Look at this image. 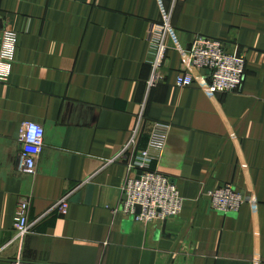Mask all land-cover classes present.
<instances>
[{
    "label": "crops",
    "instance_id": "1",
    "mask_svg": "<svg viewBox=\"0 0 264 264\" xmlns=\"http://www.w3.org/2000/svg\"><path fill=\"white\" fill-rule=\"evenodd\" d=\"M170 15L165 79L135 157L157 123L170 125L164 148L150 151L152 170L177 186L183 210L145 225L121 212L128 161L109 163L138 123L150 26ZM6 29L18 40L0 80V249L13 238L20 196L35 220L74 194L66 216H47L0 264H264V0H0V48ZM197 35L244 56L239 91L176 86L180 75L198 76L186 57ZM27 123L45 129L34 177L18 170ZM224 185L250 197L239 213L214 212L204 197Z\"/></svg>",
    "mask_w": 264,
    "mask_h": 264
},
{
    "label": "built area",
    "instance_id": "2",
    "mask_svg": "<svg viewBox=\"0 0 264 264\" xmlns=\"http://www.w3.org/2000/svg\"><path fill=\"white\" fill-rule=\"evenodd\" d=\"M174 33L172 15L163 23H154L148 32V60L151 75L146 81V94L141 104L138 123L122 151L110 161V164L128 161L132 176L123 187L125 200L121 212L131 216L135 222L149 225L164 222L179 216L183 210V199L176 185L165 175L152 170L151 150H161L171 129L170 125L157 123L149 142V149L141 151L136 157L139 135L146 114L147 105L154 89L159 87L165 77L164 64L169 49V40ZM18 35L12 29L4 30L0 48V80L5 81L12 69L17 48ZM187 67L197 71L198 76L180 75L176 86L180 89L199 86L209 94H228L240 90L246 73V60L237 51H231L220 40L197 35L187 52ZM21 153L18 170L22 175L34 177L45 147V129L37 123H27L20 137ZM131 155V159H129ZM81 184L79 187H81ZM74 191L68 192L56 204L35 220L30 219V200L20 196L14 216L13 238L0 249L21 242L31 234L38 223L47 216L57 213L66 216L70 199ZM210 208L214 212L231 214L239 213L242 207L250 202V197L237 191L232 185L220 186L204 193ZM138 208L140 212L138 213ZM11 264H41L17 259Z\"/></svg>",
    "mask_w": 264,
    "mask_h": 264
},
{
    "label": "water",
    "instance_id": "3",
    "mask_svg": "<svg viewBox=\"0 0 264 264\" xmlns=\"http://www.w3.org/2000/svg\"><path fill=\"white\" fill-rule=\"evenodd\" d=\"M140 212V208H138V213ZM163 235H164V233H163Z\"/></svg>",
    "mask_w": 264,
    "mask_h": 264
}]
</instances>
